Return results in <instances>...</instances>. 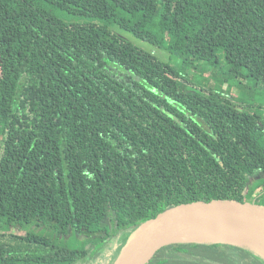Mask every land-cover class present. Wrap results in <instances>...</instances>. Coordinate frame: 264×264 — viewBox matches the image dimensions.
Here are the masks:
<instances>
[{
	"label": "trees",
	"instance_id": "16d2710c",
	"mask_svg": "<svg viewBox=\"0 0 264 264\" xmlns=\"http://www.w3.org/2000/svg\"><path fill=\"white\" fill-rule=\"evenodd\" d=\"M110 23L179 65L264 85V0H0V264H87L166 209L264 192V102L183 78ZM31 222L90 242L9 230ZM147 264L264 256L188 241Z\"/></svg>",
	"mask_w": 264,
	"mask_h": 264
},
{
	"label": "water",
	"instance_id": "95a60500",
	"mask_svg": "<svg viewBox=\"0 0 264 264\" xmlns=\"http://www.w3.org/2000/svg\"><path fill=\"white\" fill-rule=\"evenodd\" d=\"M199 220L241 223L264 232V207L235 200H212L197 201L166 209L153 219L134 228L132 237L128 239L114 264H147L162 247L188 241L248 245L264 256V252L254 245L228 236L229 234L244 233L259 238L244 230L214 231L210 237L176 236L184 225ZM259 239L264 242L261 238Z\"/></svg>",
	"mask_w": 264,
	"mask_h": 264
},
{
	"label": "rangeland",
	"instance_id": "374dc122",
	"mask_svg": "<svg viewBox=\"0 0 264 264\" xmlns=\"http://www.w3.org/2000/svg\"><path fill=\"white\" fill-rule=\"evenodd\" d=\"M61 19H66L70 22L79 23L82 20L75 18V17H68L63 13H57L56 14ZM108 27L111 29V31L117 35L118 37L122 38L123 40L133 44L134 46L138 47L141 50L147 51L151 54H153L155 57H157L159 60L173 64L179 68L181 71V75L183 78H188L190 80H193L194 83L201 84L204 82L206 83H212L211 87H214V89L218 91H223L225 95H229L231 98L236 96H239L242 94L241 98H237L238 100H242L246 103H261L264 102V85L254 87L252 85V82L250 79H226L225 81L217 80L212 78L210 76V73L204 69L205 66L203 64H192L188 63L186 65H179L180 61L177 55L175 54H169L165 50H161L159 48H155L154 46L150 45L149 43L143 42L133 35H131L129 32H126L124 30H121L117 25L114 23L108 24ZM210 77V78H209ZM240 82V83H239ZM245 95H244V94ZM260 113L264 115V110H262ZM254 182V181H253ZM252 182V183H253ZM247 201L256 205H261L264 207V192L259 197L257 195L253 196L252 198H247ZM108 214L105 217V219L101 222L103 226L106 227V230L109 232L110 235L113 234L112 228L109 225V216ZM35 224L31 222L30 224H27L22 228H18L17 226H12L9 228V230L12 233H24V231H34L39 233L40 235H45L52 239V241L60 246H64L70 249H81L86 248L87 243L90 242V240L87 237L75 235L72 232L68 231L65 235L64 234H56L54 230L52 231L50 227L46 226H34ZM134 229L130 230L129 233H126V236L123 235H113L112 239L110 240L107 248L104 249V251L98 256L97 259H92L90 263L87 264H114L119 257L121 250L125 246V244L128 242V239L132 237L134 233ZM119 235V236H118ZM233 235V236H232ZM228 236L234 237L232 239H237L243 242H247L251 245H254L256 248L260 249L262 252H264V242H262L259 238L252 236L250 234H244V233H237L235 234H229ZM230 240V239H229Z\"/></svg>",
	"mask_w": 264,
	"mask_h": 264
},
{
	"label": "bare ground",
	"instance_id": "6f19581e",
	"mask_svg": "<svg viewBox=\"0 0 264 264\" xmlns=\"http://www.w3.org/2000/svg\"><path fill=\"white\" fill-rule=\"evenodd\" d=\"M226 230H231V231L244 230L246 232L258 236L264 241L263 231L249 225L234 223L229 221H208V220L193 221L180 228L176 236L210 237L214 231H226Z\"/></svg>",
	"mask_w": 264,
	"mask_h": 264
}]
</instances>
